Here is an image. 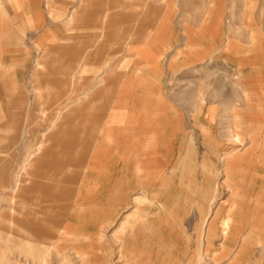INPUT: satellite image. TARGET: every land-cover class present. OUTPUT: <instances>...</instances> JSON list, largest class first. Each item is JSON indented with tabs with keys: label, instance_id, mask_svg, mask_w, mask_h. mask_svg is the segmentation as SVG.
<instances>
[{
	"label": "rangeland",
	"instance_id": "374dc122",
	"mask_svg": "<svg viewBox=\"0 0 264 264\" xmlns=\"http://www.w3.org/2000/svg\"><path fill=\"white\" fill-rule=\"evenodd\" d=\"M47 1L53 29L58 0ZM96 1L66 0L62 28L75 43L66 68L58 69L51 32L20 39V78L16 67L2 69L0 264H231L243 238L241 264H264V177L252 178L264 156V0ZM38 71L51 83H39ZM75 110L96 114L95 129L84 121L64 139L50 137ZM159 118L176 122L175 148L164 121L143 158L145 130ZM79 135L87 141L72 156L82 158L70 165L65 149ZM36 158L46 162L38 173L77 184L51 199L32 190L36 201L20 203L19 183L37 180L29 175ZM222 206H231L233 225L224 235ZM138 208L142 217L129 224ZM23 216L28 227L44 220L51 239L18 230Z\"/></svg>",
	"mask_w": 264,
	"mask_h": 264
},
{
	"label": "crops",
	"instance_id": "0c3cea01",
	"mask_svg": "<svg viewBox=\"0 0 264 264\" xmlns=\"http://www.w3.org/2000/svg\"><path fill=\"white\" fill-rule=\"evenodd\" d=\"M20 2H21V7H20ZM46 2L47 4H51L49 1L47 0H26L25 1H20V0H0V101L3 99L2 98V94H3V77L4 74L2 72V69L5 68L8 64L11 66L16 67L17 70L16 71V75L18 76V78H20V76L23 74V69L26 62V57L24 55L23 52L20 53V39L24 36H26V38L31 37L33 41H37L39 42V40H43V38L50 36L51 32L55 33L54 36H52V40H58V43L55 46V49H53L55 51V56L57 57V61L59 62L58 65V69H62V68H66V64H64V62L67 59V53L68 52H72L71 48L72 45H75V43L73 44L72 41L70 42H66V34L62 24V21L65 19L66 14L63 16V9L66 7V0H58V2H54V5L56 6V4L58 5L59 8V13H55V16H58V20L61 22H59L58 26H54V28L52 29L50 24L47 23L49 22L50 19V14L49 12L46 10ZM102 0H97L95 4H98V6H103ZM100 3V4H99ZM104 7V6H103ZM161 9V7H154L153 8V12L159 11ZM82 9H80V11H78L80 14H82L83 12H81ZM75 13V17L78 16L79 14ZM131 15H127L132 16ZM163 15V14H162ZM80 16H82V18H80ZM79 18L76 17L77 21L79 24L81 23V20L85 19L84 18V13L82 15H80ZM23 22H26V26H23ZM158 25L163 26V22H158ZM48 26V27H47ZM82 26V25H81ZM43 28L40 31V34H37L38 32H36L37 29L39 28ZM126 25H123L124 30ZM110 28V29H109ZM108 29H106V37L110 38L112 37V32H114V25L112 27H109ZM157 29V27H156ZM112 30V32L110 33V31ZM214 29L213 32L210 33V35H212V38H209V44L208 47H213L216 43V39L218 37L215 31L214 33ZM99 51H102V49H100ZM51 52V51H49ZM48 52V53H49ZM156 52V51H155ZM47 53V54H48ZM46 63V66H43L44 68V73L45 75H47V69L48 71L50 69V64ZM41 71V72H42ZM40 71H38L36 73V76H42L39 74ZM47 72V73H46ZM14 75V72H12V76ZM42 79L39 80V83H44V84H48L51 83V81L48 79L47 76H42ZM61 79H59L58 84H61ZM14 101L18 100L19 97H13ZM50 99V97L48 98ZM47 100V98H46ZM111 108L112 107L111 105ZM2 110V109H0ZM80 110H75V115L72 116H62V120L61 123L59 125H57V130H55L53 132L52 135H50V137H55L57 134V138H65L66 133L69 129H72V131L74 129H79L81 123L83 124V122H89L88 126L90 128V132H92L95 127L96 124V119H95V115H88L87 116H81L82 113L79 112ZM80 113V114H79ZM4 115L3 114V110L2 112H0V116ZM85 117V119H83ZM165 118V117H164ZM173 117H171L172 119ZM166 119V118H165ZM162 118H159L157 121L155 122H159L158 123V127L153 128V127H147L145 130V136L147 137V141H145V145H144V149L146 150L143 153V158H146V156L148 155V153L151 151V155L153 153L152 148H153V135L157 136L159 133L161 134V125L164 124L166 125V127L169 128L168 132L171 133L170 135V148H172V151L175 148V144H176V132H177V126H176V122L171 119L169 120H165ZM108 122V120H106ZM84 126L83 128H85L86 125H82ZM98 126V124H97ZM83 128L81 127V129L83 130ZM152 128V129H151ZM67 129V130H66ZM80 129V130H81ZM108 128H103L104 133H102L101 136V140L104 139V137L107 135L106 133L108 132L107 130ZM85 131V130H83ZM65 133V134H64ZM71 139V137L69 138ZM62 141V139L60 140ZM65 141V140H64ZM86 138L82 135L76 136V138H73V146H69L67 147L65 150L66 155L69 157V164L70 165H75L78 164L79 161H81V153H79V155L77 156H72L74 155L77 145L79 147V151H82L83 145L86 142ZM68 143V141H67ZM174 146V147H173ZM41 158V157H40ZM40 158H36L33 161L32 164V170L29 171V175L31 176H36L37 180H35L33 177H28V184L26 183V185H22L21 183H19L18 185V189H17V195H18V201L22 204L26 203V204H31L34 203L36 201V197L32 198L30 195H28L29 191H34L35 189L38 190V192L41 193V197L43 199H48V198H52L55 196H60L62 194H64V192L66 191V188L63 189V184H69V183H76L78 182V180H74L72 178H64L62 176H55L53 178H48L46 177L43 173H38L39 171V165L40 164ZM39 160V161H38ZM79 160V161H77ZM177 164H181L182 162H184L182 160L181 157L178 156L176 157L175 160ZM37 162V163H36ZM42 162V161H41ZM42 163H46L45 161H43ZM51 163L50 161L47 162V165ZM68 164V163H67ZM34 166H37L36 168ZM31 169V168H30ZM58 170H61V168H57ZM264 177V156H260L258 159V167L256 168V170L254 171V176L252 178H263ZM51 180L53 181V183H51ZM146 182L148 183V180H145V185ZM151 187H160L162 185L159 184H152L150 183ZM252 186V185H251ZM157 188V187H156ZM161 190V189H159ZM33 199V201L31 200ZM172 200V197L169 199ZM159 204H161V202H158ZM22 208H25L23 205H21ZM230 207L227 206H222L220 207L218 210L222 215V219L220 221V227H221V233L224 235L225 233H227L228 229L231 227L233 228L232 224H229V221L231 220V215H229V211H230ZM141 209V208H140ZM138 208V211L140 210ZM143 210V209H141ZM141 210L140 212L136 211V213L131 214L130 216H132V218H128L127 222L129 224L134 223L137 219L136 217L139 216V218H141ZM144 213V212H143ZM24 214V213H23ZM45 217V216H44ZM43 217V219H44ZM135 217V218H134ZM22 219L19 220L17 218V221L14 220V225L15 227H17L18 230H21L22 233L24 234V231H26L25 229H27L29 231V236L34 237L35 236V231L37 230H42V237L43 238H49L51 239V235L49 227L47 228V226H45L44 220L42 224H40L39 226L35 225L36 222L30 223L29 227L25 226V221H24V216L21 217ZM32 222V221H31ZM25 228V229H24ZM230 228V229H231ZM27 234V233H26ZM242 245L239 248L238 252L236 253L233 261L231 262V264H241L243 262V260L245 259L246 256V250L247 248V242L246 239H242ZM51 243V241L49 242Z\"/></svg>",
	"mask_w": 264,
	"mask_h": 264
},
{
	"label": "bare ground",
	"instance_id": "6f19581e",
	"mask_svg": "<svg viewBox=\"0 0 264 264\" xmlns=\"http://www.w3.org/2000/svg\"><path fill=\"white\" fill-rule=\"evenodd\" d=\"M234 136H235V134H234ZM159 204V203H158ZM163 211V210H162Z\"/></svg>",
	"mask_w": 264,
	"mask_h": 264
}]
</instances>
